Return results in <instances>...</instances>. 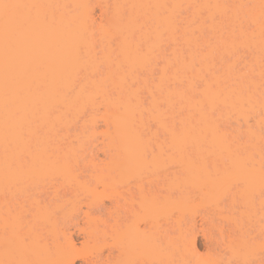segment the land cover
<instances>
[{
	"label": "bare ground",
	"instance_id": "6f19581e",
	"mask_svg": "<svg viewBox=\"0 0 264 264\" xmlns=\"http://www.w3.org/2000/svg\"><path fill=\"white\" fill-rule=\"evenodd\" d=\"M96 5L98 21L92 14ZM239 49L248 58L235 70ZM263 60L264 0H0V264H111L109 257L93 260L90 252L87 261L91 239L110 236L122 245L150 236L151 230L132 222L106 224L90 217V209L106 211L100 198L112 183L111 173L122 181L148 167H168L170 187H189L190 193L193 188L201 200L232 184L243 188L240 192H264ZM252 116L260 118L251 128ZM223 117L247 124L245 141L238 132H225ZM99 123L112 151L105 173H76L77 150L54 145L65 138L59 130L78 124L88 140L89 129ZM150 125L156 132H149ZM151 136L159 141L151 140L161 146L157 151L148 148ZM54 179L90 194L85 212L82 203L57 195L47 203L33 200L27 208L15 200L38 180ZM83 179L101 184L102 191L86 187ZM185 195L173 199L172 207L192 218L195 205ZM144 207L151 214L154 200L145 198ZM80 211L88 219L84 228L78 220L68 222ZM188 219L172 220L176 225L169 222V230L174 226L188 235L194 229L183 225ZM232 221L239 231L241 223ZM66 222L86 237L80 253L64 231ZM236 235L221 238L226 255L208 252L202 264H249L255 250ZM189 241L194 247L192 234ZM172 247L164 250V259L185 252ZM263 256L254 264H264Z\"/></svg>",
	"mask_w": 264,
	"mask_h": 264
},
{
	"label": "rangeland",
	"instance_id": "374dc122",
	"mask_svg": "<svg viewBox=\"0 0 264 264\" xmlns=\"http://www.w3.org/2000/svg\"><path fill=\"white\" fill-rule=\"evenodd\" d=\"M93 10H94L92 13L93 18L96 19V21H98L100 19L99 18L100 17V10L97 7V5L95 6V8H93ZM240 50L241 49H239V51ZM243 50H241V51H243ZM234 51H236V50H234ZM241 51L238 52V55H237V57L239 56V58L235 57L237 59L234 58V56H236L234 54V52H232V55L234 54L232 57L230 55V61L231 62H233L231 60V58H233L235 60H239L242 56V60H241L242 62L240 61V63H242V64H240L239 61L234 60V62L237 63V64L234 63L235 66H237V67L234 66L235 70L236 69L238 70L239 68L241 70L242 67H240V66L241 65L243 66V61L246 60L245 57L248 58V53H245L246 50H244V52H241ZM241 53L242 54L245 53V54L242 55ZM236 54H237V52H236ZM239 54H241V55H239ZM223 57L224 56H222L221 58H223ZM221 58H220V60L222 61ZM228 59L229 58H227V60H223V61H227L226 63H228V61H229ZM231 62H230V64L233 65ZM222 64H224V63L222 62ZM217 65H219V63H217ZM153 66L155 68V65H153ZM153 66H152V68H153ZM219 66H222V65L220 64ZM225 66H222V67L224 68ZM156 68L153 70L154 71L157 70ZM217 68H221V67H217ZM234 68H233V70H234ZM155 73H157V72H155ZM155 73L153 75L156 76ZM155 76H153V77H155ZM252 115H254V114H252ZM256 116H257V114H256ZM252 117L250 118V120L248 119L249 123H248V121L246 122V123H248V126H249V124H251L252 126L256 125L254 123L256 117L254 116L253 119H252ZM226 118H228V117H225V118L223 117V119H221L222 121L219 122L220 126H222L224 128V130H226L225 132H227V131L228 132H232V131L234 132L235 131L236 133L238 132L237 136L240 133L238 138L241 137L240 139H242L243 136L245 137V135H243V132H244V128L247 127L246 126L247 124L245 125L240 119L229 118L227 120ZM259 118H256V120L257 119L259 120ZM236 120H237V122H236ZM253 124H255V125H253ZM244 126H246V127H244ZM249 127H251V126H249ZM91 128L89 129L88 132L91 133L90 135H92V136L90 138H88V140H86L87 137L85 140H84V138H82L83 134H80L81 133L80 131H83V129L78 124L77 125H71L69 128H66V129H61V130H59L60 133L65 135L62 138H64V137L65 138L62 139L61 141H59L60 143H57L58 141L55 140L56 143L54 144V145H56V147H58V144H59L60 148H62L63 145H65V146L67 145L66 147L70 146L68 148H71V147L73 149L75 148L74 150H77V152H78L77 155L79 157H76V165H74V166H77V165L78 166L75 167L76 170H74V171L76 173L78 172L79 174H83L86 176H88V174H91V173L93 174L94 171H95V173L100 172V171L105 173L104 168H105V165L107 164L106 161L109 160L110 155L112 154L111 148H110V146H108L109 144H107L108 143L107 137H104L105 136L104 132L106 131V127L102 123H99L96 126H94L93 130H91ZM147 128H145V129H147ZM145 129H144L143 138L146 139V137H144V136L145 135L148 136L149 133ZM149 129L151 130V131H149L150 133L153 131L156 132L154 125L152 127L150 125ZM253 129L256 130L257 128L253 127ZM87 130H88V128H87ZM87 130L86 131L84 130V132H86V135L88 133ZM145 131H147L148 134H146ZM158 132L160 133V131L157 129V137L159 135ZM262 132L263 131L261 130L260 133H262ZM77 133H78V135H77ZM61 134H59V137ZM232 134H234V133H232ZM66 135L69 136V139L67 138L68 136H66ZM74 135H75V137H74ZM79 135H81V137ZM152 135H153V133H152ZM155 136L154 137L151 136L149 138H150V141L152 140V138H155V143H156L155 145H157L158 144L157 142H159V141H157L158 139ZM161 136L164 137L163 135H161ZM161 136L159 135V137H161ZM60 139H61V137H60ZM159 139H161V138H159ZM245 140L246 139H244V141ZM80 141L83 142V144H81V146L83 147L82 148L83 152H81V150H82V149H80L81 146H80V148L78 147L80 145ZM105 141H107V142L105 143ZM161 141H162V143H163V141L165 142V140H161ZM148 142L149 141H147V144L150 143V142L149 143ZM51 144L53 147V143H51ZM77 144H79V145H77ZM163 144H162V149L164 148ZM149 145H148V148L152 146V141H151V145L150 146ZM155 145H153V146L156 149L158 146L156 147ZM159 148H161V146ZM159 148H157L156 151ZM152 149L155 153V149L154 148H152ZM153 151H151V152L153 153ZM148 153H149V151H148ZM79 158H80V160H79ZM163 158H165V157L163 156ZM92 164H93V166H92ZM103 165H104V167H103ZM166 165H167V162H166ZM162 166H164L163 162H162ZM93 167H95V170ZM148 168H149V170L147 169L148 171H145L146 173L148 172L147 174H145V172H143V173L141 172L140 174H134L133 173L132 175L127 174L124 177V179H122V181L120 180V177L117 178L115 174L111 173L112 174L111 176L114 175L113 177H111L112 179L114 178V181L111 179L112 183H109L110 179L105 180V183L108 182L109 184L108 183L107 184L109 186L104 188L105 189V195L100 198L101 203H102L101 206H103L102 208H104L106 211L98 213V212H95L94 210L90 209V213H91L90 217L95 218L96 221L97 220L105 221L106 224L109 222L112 223V221H115V220H116L115 222H118V220H119L120 224L122 221H123V223H124V221L129 222V223L132 222L134 224L139 225L140 227L139 226L138 227L141 230H143L144 232L147 231L149 233L151 230L149 235L151 233L152 234L155 233V235L153 234V236H152V234H151L150 235V236H152V238H151L147 234H144L146 239L142 236L139 239V242L136 239H135L136 241H134V239L127 241V239H126L125 242L121 243L122 245L116 244L115 243L116 239L114 240L115 242H113V238L111 240L109 238L110 236H107L108 240L106 239L105 241H104L105 238L104 239L102 238L103 241H102V239H97V241H95L94 239L93 240L91 239L90 240L91 243H89L88 246H89V248L90 247H92V248L87 250L88 251V254H86L87 259L92 256V258L95 257L93 260L97 261L101 258L102 259L104 258L106 260V258L109 257L108 259L110 260V262L113 260L116 264H138L139 262H140L139 264H148V263L149 264H152V263L153 264H155V263L156 264H195V263L202 264L204 261V258L206 257L208 252H212V251H216V250L220 251L221 249L223 250L224 246L221 245L222 244L221 238L228 236V234L229 235L237 234L236 236H238V234H239L240 238H242L244 240L245 244H248L251 247V249L255 250V253H253V254H255V257H254V255H253V257H251L252 260L250 259L251 261L249 262V264H252V263L254 264V261L256 258L259 259V258H261V256L264 255V252H263V255H261L262 254L261 252L264 249V204L261 203L262 200L264 199V197H263L264 192L263 191L260 190V192L253 193L250 190L246 189V190H243L240 192V190H242L243 188L239 189L238 185L232 184L228 190L226 189V190H224V192L216 193V195L214 197H211L209 200L203 199V197H202L203 200H201L200 199L201 197H199L201 195L195 193L197 191L192 193V191H194L193 188H191V190H190L191 193L189 191L186 192V190H189L188 189L189 187L187 189H186V187H183L186 190H180L179 189L180 192L177 191V189H175V190L172 189L171 188L172 187L171 186L172 185V179H171L172 175L170 174L171 173L170 171H167L168 167L165 168V170H163L164 168H161V166L158 167V170L152 169V168L150 170V167H148ZM159 168H161V170H159ZM170 168H172V167L170 166ZM86 176H83V177L86 178ZM82 181H83V183L85 182V185H88L86 187H89L90 189L96 190L97 193H100L102 191L103 187L101 186V184L99 185L96 182H95L96 183L95 184L92 180L90 181L88 179L87 180L83 179ZM169 181H170L171 185H169ZM173 188H174V186H173ZM184 194H186L188 196L190 195L189 199H191L192 204L194 202L195 207L193 206L194 207V209L192 208L193 212H192V214H190V215H192V218L190 216H188V214L184 213V210H183V214L180 215L178 213V211L173 209V207H172V200L176 199L179 196L184 195ZM243 194H245V195L242 198H240L239 196H242ZM55 195L62 198L64 202H66V200H69V201L74 200V201H78V203H82V206H81L82 212L86 211V206L84 204L91 199L90 194L83 193L82 191H80L79 188L74 187L72 185L71 186L66 185V184L60 182V180L54 179V180H38L32 186L27 187L25 189L24 193H20V194L16 195L15 200L19 204H24L25 207L27 208V204L33 200L44 202V203H47L49 201H54L55 200L54 197H56ZM145 198H152L154 200V207L152 209V213L149 215L147 213L146 208L144 207V199ZM189 202H190V200H189ZM81 211H80V214L78 212L79 215H77V217L75 219H73L72 221H68V222H70V224H71L73 221L75 222V220H76V222H77V220H78V222L80 223V227L82 226L81 228H84L83 227V225L85 224L84 221H88V219L84 216L83 213H81ZM182 216L184 219H188L190 217V221H189V219L185 220L186 225L182 223L185 227H188V226L190 227L191 225H194V229H193V226H191V228L193 230L192 229L189 230L187 228L188 229L187 232H189V233H190V231L192 232L191 234L193 237V244H194L193 245L194 247H192V248L189 245H187L188 242H190L189 240L191 239V234L188 233V235H187V233L185 234L186 231H184V234H185V236H184V234L181 233L182 229H180V228H179L181 230L180 233H179V231L177 233L175 232L176 228H174V226L176 224L174 225L173 221H174V219H182ZM232 219H234L236 223H241L242 226H239V227H241L239 231L236 230L237 228L235 229L234 221H232ZM26 220H29V219H26ZM66 220H68V219H66ZM89 220H91V219H89ZM191 220H193V221H191ZM152 221H154V223L156 222V224H151V227H152V225H154L153 227H156V226L158 227V228L157 227L154 228L156 230V232L154 231V229H152L153 227L152 228L148 227V225L150 223H153ZM68 222H66L65 226H67L69 228V230L67 228L66 229L64 228V231H65L66 235H68V234L71 235L72 240L75 244V249L78 251V253H80V252H82V251H80L82 249L81 243L83 244L85 242L84 239L86 240V237L84 239H82V237L84 235L80 234V233L78 235V231L76 230V228L73 227L75 229L74 230L72 228V226L69 227ZM82 222H84V223L82 224ZM169 222H171V224L173 223L172 225H174V226H171L172 229L170 227V230H172V232L168 228V226L171 225V224H169ZM187 222L191 225L187 224ZM167 224H169V225H167ZM182 224H181V226L184 230L185 228L183 227ZM166 225H167V227H166ZM164 230H165V233H163ZM67 232H68V234H67ZM99 240H101V241H99ZM94 243H95V245H94ZM114 243L117 245V247L115 246ZM118 245L120 247H122V251ZM154 245L156 247H154ZM170 246H171V248H173L172 246H174V248H175V246L180 247V248H178V249H180V252H181V250L182 251L184 250L185 252H182L183 253L182 255H179L180 253H177L176 255L174 254L175 256L172 255L174 257L173 258L171 257V259L169 257H168L169 259H167L165 256V259H164V255H165L164 250L166 249L169 251ZM118 247L120 248V251H119ZM116 248H118V249H116ZM153 248H155V249H153ZM91 249H93V250H91ZM117 251L122 252L123 254L119 253ZM89 252L91 253V256H88ZM101 252H102V254H101ZM220 252H222L223 255H226V253H224V251H220ZM118 253L121 255H119ZM112 255H113L114 259H113ZM166 255H167V253H166ZM102 256H104V257H102ZM92 258H90V259H92ZM90 259H88L87 261H90ZM147 259L150 261H148ZM93 260H91V261H93ZM113 261L111 262V264L113 263ZM115 263H113V264H115ZM74 264H82V262H80L79 260H76ZM247 264H248V261H247Z\"/></svg>",
	"mask_w": 264,
	"mask_h": 264
}]
</instances>
